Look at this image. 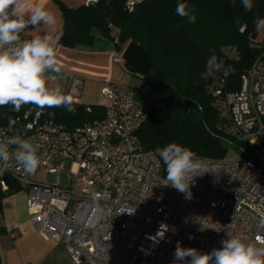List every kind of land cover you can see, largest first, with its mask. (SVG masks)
I'll return each mask as SVG.
<instances>
[{"label": "built area", "instance_id": "obj_1", "mask_svg": "<svg viewBox=\"0 0 264 264\" xmlns=\"http://www.w3.org/2000/svg\"><path fill=\"white\" fill-rule=\"evenodd\" d=\"M142 1L126 0L125 8L131 12ZM109 29L116 43L119 31ZM21 39L29 37L23 32ZM125 48L113 53L114 63ZM215 57L219 70L205 69L200 79L216 130L248 149H230L220 159L200 156L217 173L196 177L187 194L165 185L166 165L154 150L139 146L137 134L150 106L130 90L104 85L103 119L73 131L43 119L41 111L0 127V141L19 136L39 145L41 164L34 174L14 159L0 171L27 191L35 231L64 245L74 264H172L177 242L206 253L229 236L264 240V51L234 87L229 80L240 60L238 48L223 46ZM81 90L82 80L73 78V99ZM59 157L64 160L57 165ZM39 175H55V183L38 180ZM1 187L6 190L3 182Z\"/></svg>", "mask_w": 264, "mask_h": 264}, {"label": "trees", "instance_id": "obj_2", "mask_svg": "<svg viewBox=\"0 0 264 264\" xmlns=\"http://www.w3.org/2000/svg\"><path fill=\"white\" fill-rule=\"evenodd\" d=\"M125 1L98 0L95 5L69 9L56 0L63 20L59 44L67 48L88 47L103 38L110 40L117 52L130 43L145 52L152 64L145 77L162 96L149 104V116L137 134L139 146L143 150H155L174 142L211 159L225 157L230 149L236 153L240 147L248 149L216 131V114L200 75L208 59L221 47L236 46L240 60L229 87L237 86L240 75L264 51V42L255 41V21L264 18V0H253L255 6L250 12L244 11L240 0H143L131 12L126 10ZM181 3L196 16L195 23L176 14V7ZM110 26L119 31L116 43ZM73 108L71 112L64 107L40 110L28 104L15 111L12 105L0 106V127L38 111L42 112L43 119L67 131L100 121L104 116L100 105L73 104ZM1 182L6 190L2 189ZM20 188L0 171V217L3 201ZM5 232L0 223V236Z\"/></svg>", "mask_w": 264, "mask_h": 264}, {"label": "clouds", "instance_id": "obj_3", "mask_svg": "<svg viewBox=\"0 0 264 264\" xmlns=\"http://www.w3.org/2000/svg\"><path fill=\"white\" fill-rule=\"evenodd\" d=\"M240 3L246 12L255 6L253 0H240ZM176 14L187 17L189 23L196 22V16L190 14L186 4H178ZM56 24V15L46 0H0V106L12 105L19 111L22 105L30 104L40 110L64 107L74 111L71 93L59 86H48L49 80L56 78L49 73L60 74L62 70L57 58L61 37L55 33ZM29 27L45 31L22 40L21 33ZM255 28L264 30V18L255 21ZM206 69L209 73L219 70L215 55L208 59ZM38 150V144L19 136L0 141V165L6 168L10 159H14L26 174H34L41 164ZM154 151L166 165L165 185L180 193H189L196 177L217 173L205 158L177 143ZM221 244L219 249L205 253L177 242L172 264H264V240L259 237L247 241L240 236H229Z\"/></svg>", "mask_w": 264, "mask_h": 264}, {"label": "crops", "instance_id": "obj_4", "mask_svg": "<svg viewBox=\"0 0 264 264\" xmlns=\"http://www.w3.org/2000/svg\"><path fill=\"white\" fill-rule=\"evenodd\" d=\"M65 7L74 9L88 0H58ZM46 3L55 13L57 24L55 33L60 34L63 27L62 13L56 0H46ZM39 31L29 27L25 31L29 39L42 35ZM51 31V30H50ZM98 38L93 45L86 47L67 48L59 44L57 58L61 64V73L55 75V80H49V87H61L69 93L73 78L82 80V90L85 87L97 86L100 89L107 83L116 86L115 72L122 71L121 65L114 63V46L110 40ZM80 91L79 97L73 99V104H81L86 96ZM100 96V95H99ZM5 202V201H4ZM6 211H3V226L5 234L0 236V264H74L61 243L46 241L33 228L29 219L6 220ZM14 235V239L10 236Z\"/></svg>", "mask_w": 264, "mask_h": 264}, {"label": "rangeland", "instance_id": "obj_5", "mask_svg": "<svg viewBox=\"0 0 264 264\" xmlns=\"http://www.w3.org/2000/svg\"><path fill=\"white\" fill-rule=\"evenodd\" d=\"M256 42H264V30L257 31ZM109 44L108 40L104 41ZM118 65H121L122 71L115 72V83L118 89L126 91L130 90L134 93L135 99L139 101L146 102L151 104L155 100L161 98V93L157 90H154L151 85L148 83L145 76L138 73L130 72L127 67L122 62V59L118 62ZM83 94L86 96V99L81 101L82 105L90 107L95 105L104 106L105 102L99 96V88L95 85L91 87H85L82 90ZM81 93H79L80 95ZM79 95H77L79 97ZM217 131V130H216ZM218 132V131H217ZM219 133V132H218ZM221 134V133H219ZM222 135V134H221ZM61 160H64V157H59L56 160L58 165ZM38 180L47 179L49 183H55V175H49L44 178L43 175L37 177ZM60 180L62 185L66 184V175L65 173L60 174ZM73 191L78 189L73 186ZM26 195L27 191L23 188H20V191L6 198L2 203V210L6 211V220H24L29 219L28 211L26 208ZM2 211V212H3ZM3 215L0 217V223L2 224Z\"/></svg>", "mask_w": 264, "mask_h": 264}, {"label": "water", "instance_id": "obj_6", "mask_svg": "<svg viewBox=\"0 0 264 264\" xmlns=\"http://www.w3.org/2000/svg\"><path fill=\"white\" fill-rule=\"evenodd\" d=\"M121 59L126 67L140 75L147 76L150 73L152 64L145 52L134 43L126 46Z\"/></svg>", "mask_w": 264, "mask_h": 264}]
</instances>
